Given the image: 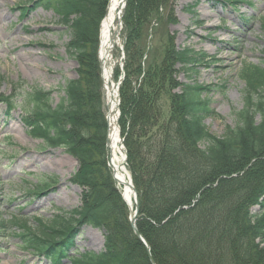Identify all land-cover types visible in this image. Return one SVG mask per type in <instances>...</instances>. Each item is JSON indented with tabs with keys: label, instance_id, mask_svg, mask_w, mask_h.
Returning a JSON list of instances; mask_svg holds the SVG:
<instances>
[{
	"label": "trees",
	"instance_id": "16d2710c",
	"mask_svg": "<svg viewBox=\"0 0 264 264\" xmlns=\"http://www.w3.org/2000/svg\"><path fill=\"white\" fill-rule=\"evenodd\" d=\"M38 1L52 8L69 32L66 50L77 60L78 78L65 80L56 103L54 91L23 82L15 98L6 101L12 108L22 99L30 135L78 160L72 181L87 192L78 214L60 210L49 223L30 220L21 226L0 217V239L18 237L21 248L52 264H151L130 226L128 206L102 193L95 172L96 167L101 174L107 171L97 49L108 0ZM167 1L129 0L125 14L133 29L126 40L120 125L139 195L137 227L157 264H264V57L239 72L243 105L234 109L235 125L221 136L210 132L205 119L217 115L209 93L213 89L193 78L195 51L168 46L158 61L152 49L146 57L139 42L146 19ZM133 11L135 23L130 21ZM176 62L187 81L175 79ZM52 183L45 179L30 191ZM83 224L103 231L100 252L80 251Z\"/></svg>",
	"mask_w": 264,
	"mask_h": 264
},
{
	"label": "rangeland",
	"instance_id": "374dc122",
	"mask_svg": "<svg viewBox=\"0 0 264 264\" xmlns=\"http://www.w3.org/2000/svg\"><path fill=\"white\" fill-rule=\"evenodd\" d=\"M240 6L243 17H254L244 31L235 22L236 8ZM126 11L127 8L125 14ZM136 18L133 11L130 21L135 23L132 20ZM223 19L225 22L221 23ZM146 20L139 41L145 47L146 57L152 49L151 57L161 61L168 46L195 51L193 78L213 89L209 93L217 113L207 118L205 124L212 133L223 135L227 126L235 125L234 109L243 105L240 70L264 57V0H248L247 4L239 0H168L160 3L159 9ZM127 24L124 15L123 47H118L114 54L118 61L117 80L125 76L127 33L133 29ZM141 24L142 21L136 27ZM69 40V32L57 22L52 8L38 0H0V217L17 225L24 226L30 220L36 224L49 223L60 210L78 214L85 202L87 189L72 181L79 168L78 160L64 148L47 147L30 135L20 106L22 99L16 101L14 108H9L6 101L15 98L18 85L23 82L54 91L56 103L59 87L65 80L78 78L77 60L66 50ZM180 65L176 62L175 79L184 82L188 76ZM223 84L225 87L220 89ZM103 103L105 107V100ZM105 159V175L99 172L100 167L95 169L102 193L123 199L109 166L108 149ZM43 179L57 183L40 194L31 193ZM258 209L255 207L253 212ZM127 214L130 218L129 206ZM79 230L77 244L81 252H100L104 248L101 229L83 224ZM0 242L3 245L0 264H51L23 250L20 246L23 241L18 237H6Z\"/></svg>",
	"mask_w": 264,
	"mask_h": 264
},
{
	"label": "bare ground",
	"instance_id": "6f19581e",
	"mask_svg": "<svg viewBox=\"0 0 264 264\" xmlns=\"http://www.w3.org/2000/svg\"><path fill=\"white\" fill-rule=\"evenodd\" d=\"M124 0H109L107 12L100 28L99 59L104 82V99L108 120V153L109 165L113 177L120 188L125 201L136 206L135 191L130 185V175L125 167V153L120 136V106L117 81L115 80V51L122 46V30L119 29L123 18Z\"/></svg>",
	"mask_w": 264,
	"mask_h": 264
},
{
	"label": "water",
	"instance_id": "95a60500",
	"mask_svg": "<svg viewBox=\"0 0 264 264\" xmlns=\"http://www.w3.org/2000/svg\"><path fill=\"white\" fill-rule=\"evenodd\" d=\"M126 3H127V0H124V6H123V7H125ZM120 24H121V22H120ZM121 28H122V27H121V25H120L119 29H121ZM117 88H118V90H119V83H117ZM119 104H120V100H119ZM126 158H127V157H125V159H126ZM130 185H131L132 188L134 189V191H135V193H136V197H137V191H136L135 186L133 185L132 182H130ZM138 213H139V203H138V197H137V198H136V210H135V211H132V213H131V226L133 227L134 232H135V234L137 235V237H138L141 241H143V243L148 247V253H149V258H150L151 263H152V264H156L155 261H154V259L152 258L151 253H150V249H149V246H148V244H147V241L145 240V238L142 236V234L140 233V231H139L138 228H137L136 221H137V215H138Z\"/></svg>",
	"mask_w": 264,
	"mask_h": 264
}]
</instances>
